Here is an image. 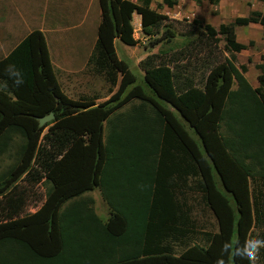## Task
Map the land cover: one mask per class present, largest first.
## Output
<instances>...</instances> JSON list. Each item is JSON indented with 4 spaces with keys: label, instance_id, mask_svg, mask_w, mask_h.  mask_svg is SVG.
I'll return each mask as SVG.
<instances>
[{
    "label": "trees",
    "instance_id": "1",
    "mask_svg": "<svg viewBox=\"0 0 264 264\" xmlns=\"http://www.w3.org/2000/svg\"><path fill=\"white\" fill-rule=\"evenodd\" d=\"M98 3L100 21L87 64L111 86L118 84L116 96L98 105L68 98L39 30L0 58V160L14 157L0 175V264H215L224 242L238 246L264 238V65L255 66L254 88L235 56L252 45L239 43L235 28L259 25L264 38V14L251 11L217 28L193 20L201 26L182 54L197 67L202 86L174 71L177 54L166 51L142 63L137 83L113 41L138 42L133 14L148 37L157 36L164 17L150 8L151 0ZM161 3L172 8L177 0ZM172 36L165 31L152 45ZM182 54L176 57L179 68ZM9 63L24 73L19 88L4 73ZM133 99L137 103L114 113ZM49 113L53 120L39 127L36 118ZM43 183L49 187L41 194ZM186 187L195 189L217 230L197 232L204 245L193 243L176 255L174 245L194 233L187 198L181 202ZM95 189L108 207L105 219L83 197ZM32 201L40 207L26 212ZM225 264L241 261L227 255Z\"/></svg>",
    "mask_w": 264,
    "mask_h": 264
},
{
    "label": "rangeland",
    "instance_id": "2",
    "mask_svg": "<svg viewBox=\"0 0 264 264\" xmlns=\"http://www.w3.org/2000/svg\"><path fill=\"white\" fill-rule=\"evenodd\" d=\"M131 1L137 3V0ZM161 1L151 0L150 3V8L164 17L157 25V36L148 37L143 34L140 30L139 17L133 14V37L138 42L134 46H128L119 39L115 38L113 41L117 57L126 62L137 83L143 80V64L147 58L165 51L176 53V57L183 51L185 53L187 44L196 36L197 27L210 24L217 28L221 23L227 24L236 17L247 16L251 11L264 14V0H219L217 6L210 5L207 0H202L201 3H197L198 5L190 0H177V5L172 8L163 5ZM100 14L98 0H0V58L8 54L29 32L39 30L44 36L49 60L61 91L72 100L85 98L98 105L116 96L118 92V84L111 86L101 75L94 74L92 67L87 64L96 40ZM193 20L201 25L193 23ZM249 26V28H235L239 43L244 45L252 43L246 51L235 56L237 64L246 65L245 77L251 86L255 87L259 74L255 66L264 65V38L259 25ZM165 31L173 33L171 41H161L153 46L152 43ZM223 44L224 42L220 39L218 48L222 57L227 59L230 53L224 51ZM176 57L171 64L173 70L187 73V78L193 79L195 86H202L197 83V67H192V63L186 64V57L182 54L177 61H180L179 64L183 67L179 68ZM121 97L122 95H119V98ZM135 103H137L135 99L126 102L114 113L126 111L131 104ZM172 110L177 120L198 141L186 121L176 110ZM13 161L14 157L11 153L0 160V175ZM214 176L216 177L215 173ZM43 184L38 189L41 194L45 192V188L47 190L49 187L47 183ZM183 192L186 197L181 199V202L187 198L184 204L188 207L194 233L184 244L174 245L176 255L193 243L198 242L202 245L201 235H198L200 232L217 230L214 216L207 208L198 204L195 189L186 187ZM83 197L91 198L94 212L103 219L106 218L108 207L97 189L86 193ZM39 207L40 204L36 207L33 201L29 202L26 212H35Z\"/></svg>",
    "mask_w": 264,
    "mask_h": 264
},
{
    "label": "clouds",
    "instance_id": "3",
    "mask_svg": "<svg viewBox=\"0 0 264 264\" xmlns=\"http://www.w3.org/2000/svg\"><path fill=\"white\" fill-rule=\"evenodd\" d=\"M8 80L13 87L19 88L24 84V73L15 64L9 63L4 68ZM221 256L217 257L215 264H225V257L231 255L234 260L241 261V264H259L264 253V238H250L238 246L226 241L222 245Z\"/></svg>",
    "mask_w": 264,
    "mask_h": 264
},
{
    "label": "water",
    "instance_id": "4",
    "mask_svg": "<svg viewBox=\"0 0 264 264\" xmlns=\"http://www.w3.org/2000/svg\"><path fill=\"white\" fill-rule=\"evenodd\" d=\"M52 120H53V114L52 113H49L48 115L43 116V117H37L36 118V121L38 122L39 127H42L44 124H46Z\"/></svg>",
    "mask_w": 264,
    "mask_h": 264
},
{
    "label": "crops",
    "instance_id": "5",
    "mask_svg": "<svg viewBox=\"0 0 264 264\" xmlns=\"http://www.w3.org/2000/svg\"><path fill=\"white\" fill-rule=\"evenodd\" d=\"M197 5H198V4H197ZM252 25H253V24H252ZM252 25H251V26H252ZM247 27L249 28L250 26H247ZM235 33H236V32H235ZM6 55H7V54H6ZM6 55H5V56H6ZM5 56H3V57H5ZM256 81H257V80H256ZM258 85H259V84H258V81H257V84H256V86H255V87H254V86H252V87L256 88V87H258Z\"/></svg>",
    "mask_w": 264,
    "mask_h": 264
}]
</instances>
